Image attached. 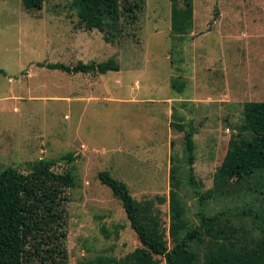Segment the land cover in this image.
I'll return each mask as SVG.
<instances>
[{
	"label": "rangeland",
	"instance_id": "1",
	"mask_svg": "<svg viewBox=\"0 0 264 264\" xmlns=\"http://www.w3.org/2000/svg\"><path fill=\"white\" fill-rule=\"evenodd\" d=\"M192 3V28L182 37L172 34V0H122L121 33L109 42L80 27L73 0H45L40 11L0 0V173H27L41 158L73 155L54 167L74 168L78 181L67 204L70 264H108L141 245L121 202L99 180L103 171L125 182L137 201L154 202L171 248L172 158L185 146L172 123L182 116L187 129H197L198 188L213 192L231 139L245 133L244 105L264 102V0ZM177 6L185 8V0ZM110 59L119 71L40 66ZM175 80L185 82L182 92ZM183 186L196 222L198 201ZM221 205L212 202L210 210Z\"/></svg>",
	"mask_w": 264,
	"mask_h": 264
},
{
	"label": "trees",
	"instance_id": "2",
	"mask_svg": "<svg viewBox=\"0 0 264 264\" xmlns=\"http://www.w3.org/2000/svg\"><path fill=\"white\" fill-rule=\"evenodd\" d=\"M173 1L172 34L185 37L193 24L192 0L185 8ZM45 0H22L30 11L43 9ZM81 28L97 29L106 41L121 33L122 0H73ZM126 8L124 10H131ZM130 12V11H129ZM50 70L68 74H107L119 71L114 60L75 66L40 63ZM5 74L0 69V75ZM185 82L175 80L173 88L182 92ZM180 120L175 130L184 133V153L172 158L170 227L167 231L152 200L137 201L128 185L109 171L99 180L122 204L140 246L108 264H264V102L244 105V131L232 138L222 164L215 174L214 191L202 192L195 175V127L187 129ZM60 159L41 158L24 173L8 167L0 173V264H70L68 249L69 190L78 185L74 168L59 173ZM248 180L252 184L234 188ZM183 183L197 199L199 211L193 222L182 198ZM162 203L163 199L159 198ZM212 202L222 204L212 212Z\"/></svg>",
	"mask_w": 264,
	"mask_h": 264
}]
</instances>
